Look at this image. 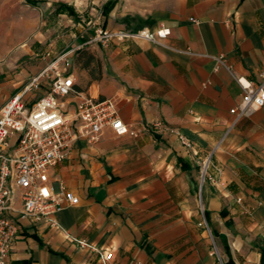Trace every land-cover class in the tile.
<instances>
[{
  "label": "crops",
  "instance_id": "obj_1",
  "mask_svg": "<svg viewBox=\"0 0 264 264\" xmlns=\"http://www.w3.org/2000/svg\"><path fill=\"white\" fill-rule=\"evenodd\" d=\"M55 1L73 2L105 29L170 33L160 44L132 38L102 46L83 37L97 65L82 67V87L113 98L140 132L107 129L95 143L77 140L56 174L79 203L56 213L59 227L20 220L7 264H102L63 229L111 251L108 264H264V107L238 118L229 111L242 97L232 73L256 83L264 69V0H174L135 19L118 5L102 16L106 0L90 8L89 0ZM37 19L21 21L18 41L39 32ZM218 55L227 68L215 67ZM10 67L0 64V107L24 85L27 72L14 76ZM155 120L192 148L173 132L142 130ZM206 160L218 183H200ZM200 202L211 235L198 225Z\"/></svg>",
  "mask_w": 264,
  "mask_h": 264
},
{
  "label": "built area",
  "instance_id": "obj_2",
  "mask_svg": "<svg viewBox=\"0 0 264 264\" xmlns=\"http://www.w3.org/2000/svg\"><path fill=\"white\" fill-rule=\"evenodd\" d=\"M169 33L166 27L155 31L98 27L87 43L98 42L106 46L111 42L140 38L160 44ZM67 55L53 59L25 90L15 93L0 107V264H7L20 220H45L50 226L59 227L56 213L79 203L78 195L56 174L77 140L95 143L107 129L115 136L136 137L140 132L121 118L113 98L91 95L82 87L81 78L68 71V64L58 67L59 61L67 63ZM211 57L216 68H227L223 55ZM44 74L50 78L47 90L28 104L23 99L24 93ZM232 76L242 89V97L237 106L230 108V113L238 118L264 107V69L259 70L256 83L245 76L234 73ZM142 130L173 132L183 146H193L189 138L160 120L144 123ZM207 167L208 160L201 166L200 183L205 177L218 183V176L208 175ZM200 212L198 225L205 227L211 235L201 202ZM63 233L79 249L96 253L102 264H108L112 259L111 251L73 237L67 230L63 229Z\"/></svg>",
  "mask_w": 264,
  "mask_h": 264
},
{
  "label": "rangeland",
  "instance_id": "obj_3",
  "mask_svg": "<svg viewBox=\"0 0 264 264\" xmlns=\"http://www.w3.org/2000/svg\"><path fill=\"white\" fill-rule=\"evenodd\" d=\"M93 1L95 3L92 4L89 0V8L90 6L96 7L95 4L100 2V0ZM112 1L114 3L110 4ZM70 2L0 0V44L12 40L17 43L12 51L0 50V64L9 63L12 66L10 72L14 76L20 72H27L24 85L18 92L26 89L53 59L67 53V63L59 61L58 67L63 68L68 64V71L78 75L81 79L83 64L88 62V65L93 64L91 66L94 67L91 68L96 67V51L86 49L88 44L82 43L85 40L84 36H88L89 40L94 36L98 27L103 28L102 23L97 16L91 15V18H88L85 10ZM173 2L174 0H106L100 8V14L105 17L115 5H118L121 12L126 14L127 19H135L139 16H149L156 9L166 8ZM35 15L38 18L39 32L30 35L26 44L18 41L21 21L34 18ZM89 29L93 33H90ZM8 31L10 34H7ZM93 43L99 44L98 42ZM49 83L50 78L46 74L39 77L37 82L24 93L23 99L28 104L32 103L47 90Z\"/></svg>",
  "mask_w": 264,
  "mask_h": 264
},
{
  "label": "trees",
  "instance_id": "obj_4",
  "mask_svg": "<svg viewBox=\"0 0 264 264\" xmlns=\"http://www.w3.org/2000/svg\"><path fill=\"white\" fill-rule=\"evenodd\" d=\"M113 3H114V1H112L110 4H113ZM60 7H62V5H60ZM86 66H88V62H86L85 64H83V67H86ZM204 216L206 218V212L205 211H204ZM228 262H229V260L227 262H225L224 264H228Z\"/></svg>",
  "mask_w": 264,
  "mask_h": 264
}]
</instances>
